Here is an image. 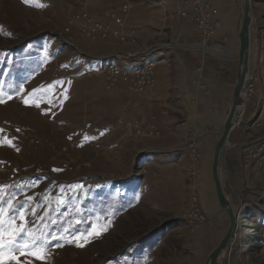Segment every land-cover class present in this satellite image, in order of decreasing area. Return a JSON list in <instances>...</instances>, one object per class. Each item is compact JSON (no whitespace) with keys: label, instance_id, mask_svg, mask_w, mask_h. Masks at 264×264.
<instances>
[{"label":"rangeland","instance_id":"rangeland-1","mask_svg":"<svg viewBox=\"0 0 264 264\" xmlns=\"http://www.w3.org/2000/svg\"><path fill=\"white\" fill-rule=\"evenodd\" d=\"M251 5L244 109L219 164L238 229L220 264H264V0ZM81 12L83 0H0V208L3 228L15 227L6 240L22 241L5 246L0 264H205L228 215L211 174L216 141L210 154L202 148L225 114L204 136L187 128L177 164L155 152L159 126L128 120L116 97L155 96V75L150 85L129 75L132 41L85 36L90 27L72 18ZM199 45L212 55L211 41ZM238 53L225 71L232 90ZM197 64L191 82L202 86ZM41 242L45 259L30 254Z\"/></svg>","mask_w":264,"mask_h":264},{"label":"crops","instance_id":"crops-1","mask_svg":"<svg viewBox=\"0 0 264 264\" xmlns=\"http://www.w3.org/2000/svg\"><path fill=\"white\" fill-rule=\"evenodd\" d=\"M209 1L220 21L208 40L214 45L210 50L212 55H204V49L199 45L204 40L193 20L180 16L184 9L183 0H83L85 12L96 20L107 22L113 32L120 31L122 39L117 40L120 38L117 31V35L111 32L106 39L99 40L132 41L123 49L124 59L128 57L129 62L142 58L155 60V96L116 92V97L120 100L121 95L124 96L128 120L159 126L161 133L155 140L162 145L156 144L155 152L167 153L170 162L176 164L186 155L185 150L179 151V147L187 128L192 127L200 137L204 136L202 132L207 126L218 128L232 91L231 80L225 71L231 60L229 56L238 46L241 0ZM106 13L119 17L122 26L116 24V17L107 19ZM201 62H204L205 70L204 76L198 78L203 85L198 86L191 81L196 76L197 63ZM218 135H206L202 148L204 154L211 153ZM204 159L205 156L203 166ZM145 161H149V157Z\"/></svg>","mask_w":264,"mask_h":264},{"label":"water","instance_id":"water-1","mask_svg":"<svg viewBox=\"0 0 264 264\" xmlns=\"http://www.w3.org/2000/svg\"><path fill=\"white\" fill-rule=\"evenodd\" d=\"M251 3L252 0H241L242 10L240 23L238 27V71L236 76V81L234 83L232 97L229 106L226 109L224 121L219 129V135L214 146L212 164H211V174L215 187V193L217 201L224 209L228 215V220L226 221L227 228L223 236L216 244L214 248L210 251L205 264H220L218 258L220 252L228 248L232 234L236 226V213L233 212L229 207L227 202V197H225L224 189L220 180L219 175V164L222 157V152L224 149L230 146L228 138L231 131L235 127L233 124L234 114L237 111V107L241 104V91L244 85V81L247 77L248 64H249V46H250V25H251Z\"/></svg>","mask_w":264,"mask_h":264},{"label":"built area","instance_id":"built-area-1","mask_svg":"<svg viewBox=\"0 0 264 264\" xmlns=\"http://www.w3.org/2000/svg\"><path fill=\"white\" fill-rule=\"evenodd\" d=\"M184 4H187V6L184 7L182 11H180V16L190 18L193 20L196 28L201 33V36L204 41L209 40L212 38V32L215 29V27L219 26V22L214 19V13L215 10L212 8V6L209 4L206 0H183ZM127 4L123 6L124 9L127 8ZM109 13L105 14V17L107 19H111V17L108 16ZM80 17L84 23H86L91 27L90 29H86L87 33L84 32L85 36L92 38L93 40L99 39V38H105L107 37L111 32H113L108 23L104 21H99L94 19L93 17L89 16L86 12L84 14L72 16V18L76 19L77 17ZM92 19L94 21H92ZM116 24L118 26H122V21H120L119 17H116L114 19ZM82 26V25H80ZM117 30H114V34ZM93 35V36H89ZM99 35V36H96ZM126 62V61H125ZM126 66L124 67L125 70H127V73L129 75H137L142 76L141 80L146 84L150 85L151 81L154 80V66H155V60L154 59H139L138 61H132V62H126ZM103 71H107L109 74L111 73H118L117 69L115 68V65L107 64ZM126 73V74H127ZM112 75V74H111Z\"/></svg>","mask_w":264,"mask_h":264},{"label":"snow or ice","instance_id":"snow-or-ice-1","mask_svg":"<svg viewBox=\"0 0 264 264\" xmlns=\"http://www.w3.org/2000/svg\"><path fill=\"white\" fill-rule=\"evenodd\" d=\"M25 3H30V0H25ZM0 102H3L2 100H0ZM25 103L27 104L28 101L25 100ZM0 192H3V188H0ZM21 218H24V214L21 213ZM15 219V216H13V220ZM4 209L0 208V262H2V258H3V251L5 246H8L10 248H13L15 250H18L16 248V245L18 243H22V241H17L16 239L12 238L10 240H6V236L9 235V232L11 231L13 233V235H16L15 233V227L14 225L9 222V229H4L3 228V224H4ZM21 230H23V224L21 225ZM99 235L100 234V230L96 229L94 232H88L86 233V235L91 236V235ZM85 234L81 235V239L84 238ZM77 246H82L81 244H77ZM36 244L32 243L28 246V248L25 249V251H29V249H33L36 248ZM47 248V245L43 244V242H41V246H40V251H31L30 254L36 256L39 259H45V256L43 254L44 250ZM11 259H15V257H12Z\"/></svg>","mask_w":264,"mask_h":264},{"label":"bare ground","instance_id":"bare-ground-1","mask_svg":"<svg viewBox=\"0 0 264 264\" xmlns=\"http://www.w3.org/2000/svg\"><path fill=\"white\" fill-rule=\"evenodd\" d=\"M206 1H208L209 2V4L211 5V3H210V1L209 0H206ZM183 6L185 7V6H187V4H184L183 3ZM212 6V5H211ZM213 8V7H212ZM214 9V8H213ZM124 11L126 10V9H123ZM215 10V9H214ZM112 15H114V14H112ZM116 16H114V18H115ZM214 19H217L216 17H215V13H214ZM192 20V19H191ZM219 20V19H218ZM217 20V21H218ZM120 21H121V19H120ZM219 22V25H220V21H218ZM87 25V24H86ZM91 25V24H90ZM90 25H89V27H90ZM88 26V25H87ZM215 28H217V27H215ZM90 31H92L91 30V27H90ZM244 83H245V81H244ZM234 87V86H233ZM232 92H233V90H232ZM244 100H245V95H244V85H243V88H242V91H241V104H240V106H238L237 107V111L235 112V114H234V118L232 119L233 120V124L235 125V124H237L239 121H240V118H241V116H242V113H243V109H244ZM230 104V103H229ZM226 113V112H225ZM217 141V140H216ZM214 149V148H213ZM223 189H224V187H223ZM204 191V190H203ZM224 194H225V197H229V198H226L227 199V202H228V205H229V207L232 209V211L234 212L235 211V213H236V218H237V220L239 219V214L236 212V209H235V206L232 204V202H231V198H230V196H228L227 194H226V191H225V189H224ZM227 220H228V217H227ZM237 222V221H236ZM238 225V224H237ZM237 225L235 226V229H234V232H233V234H232V236L234 235V233H235V230L236 229H238L237 228ZM226 228H227V224L225 223V231H226ZM224 231V232H225ZM216 246V245H215ZM226 250V249H225ZM225 250H222L221 252H220V255H219V257H221V255L224 253V251Z\"/></svg>","mask_w":264,"mask_h":264}]
</instances>
